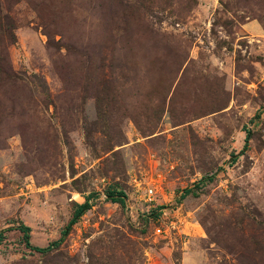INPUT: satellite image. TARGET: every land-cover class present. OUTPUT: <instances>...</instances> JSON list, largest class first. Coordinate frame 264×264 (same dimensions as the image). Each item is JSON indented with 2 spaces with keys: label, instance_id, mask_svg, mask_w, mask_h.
I'll return each mask as SVG.
<instances>
[{
  "label": "rangeland",
  "instance_id": "1",
  "mask_svg": "<svg viewBox=\"0 0 264 264\" xmlns=\"http://www.w3.org/2000/svg\"><path fill=\"white\" fill-rule=\"evenodd\" d=\"M7 17L0 264H264V0H0ZM86 202L50 253L26 245L22 224L48 247Z\"/></svg>",
  "mask_w": 264,
  "mask_h": 264
},
{
  "label": "trees",
  "instance_id": "2",
  "mask_svg": "<svg viewBox=\"0 0 264 264\" xmlns=\"http://www.w3.org/2000/svg\"><path fill=\"white\" fill-rule=\"evenodd\" d=\"M8 19V17H7ZM6 27V31L9 30V28L11 27V23H10V20L8 19L7 22H6V26H4L2 24V21L0 20V30L3 31V28ZM3 72V79L1 78V80H12V82H16L17 80V77L16 79H12L13 76L12 74L10 73V70L9 68H3L2 70ZM237 157L234 159V161H236ZM193 192V188L191 189H187L185 191V194H184V197H186L188 194L192 193ZM109 194V197L111 199H114V201L116 202H119L121 204H124V198H125V194L121 191H111V192H108ZM90 208V205L88 204V202H86L85 204H81V205H78L77 206V209L74 213V216H73V219L70 221L67 229L64 231V234H63V237L61 238V240L59 242H56L54 244H51L49 245L48 247H44V248H41V247H35V246H32L31 243H30V233H31V228L26 226V225H21L19 230L22 232L23 234V239L26 243V245L31 248L32 250L36 251V252H39V253H42V254H46V253H50L54 248L58 247L59 245H61V243L64 241L65 239V236L69 233L71 227L78 221V219ZM4 237H5V231H2L0 232V244L2 243V241L4 240Z\"/></svg>",
  "mask_w": 264,
  "mask_h": 264
},
{
  "label": "built area",
  "instance_id": "3",
  "mask_svg": "<svg viewBox=\"0 0 264 264\" xmlns=\"http://www.w3.org/2000/svg\"><path fill=\"white\" fill-rule=\"evenodd\" d=\"M149 196H150V200H152V196H153V193L154 191L153 190H149ZM157 233H161L162 232V229L161 228H157L156 229Z\"/></svg>",
  "mask_w": 264,
  "mask_h": 264
}]
</instances>
